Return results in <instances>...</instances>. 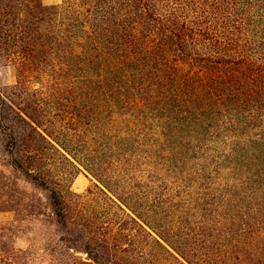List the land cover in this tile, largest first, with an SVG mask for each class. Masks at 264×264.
<instances>
[{
    "label": "trees",
    "instance_id": "16d2710c",
    "mask_svg": "<svg viewBox=\"0 0 264 264\" xmlns=\"http://www.w3.org/2000/svg\"><path fill=\"white\" fill-rule=\"evenodd\" d=\"M0 58L1 262L264 264V0H0Z\"/></svg>",
    "mask_w": 264,
    "mask_h": 264
},
{
    "label": "rangeland",
    "instance_id": "374dc122",
    "mask_svg": "<svg viewBox=\"0 0 264 264\" xmlns=\"http://www.w3.org/2000/svg\"><path fill=\"white\" fill-rule=\"evenodd\" d=\"M63 2L64 0H43V3L48 6L61 4ZM17 83L18 69L15 63H11L3 58H0V93L1 91L6 93L9 89L11 90L13 86L17 85ZM0 159L2 158L0 157ZM0 169L7 172V175H0V185L4 182H8L9 177H12L18 181L21 189L33 192L32 188L30 186H26L22 181L18 180L16 175H13L9 168H4V166L1 167L0 165ZM94 182L95 180L93 177L89 175L86 170L81 168V171H79L74 178L72 189L77 193H85L94 187ZM1 194H3V192H0V195ZM10 209L11 207L8 203H5L3 206L0 205V254L4 255V257L13 255L12 252H10V249L12 251V247L17 249H27L28 245L30 246L29 242L31 243L34 241V238L37 239V235H39L42 229L40 223L36 221L34 217H29L25 222H17V219L26 218L27 216H23L21 213L20 216H17V214L12 212ZM13 226L15 227L13 228ZM3 234L10 235L11 239L8 238L6 242L1 243ZM14 235L17 236L14 237ZM2 249H4L5 252H2ZM1 263L6 264L1 262L0 259V264ZM44 264L48 263L45 262Z\"/></svg>",
    "mask_w": 264,
    "mask_h": 264
}]
</instances>
